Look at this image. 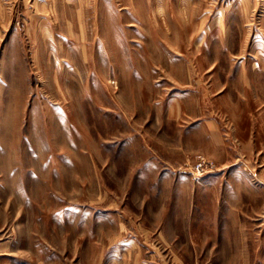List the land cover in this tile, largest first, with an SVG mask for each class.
Listing matches in <instances>:
<instances>
[{
    "label": "rangeland",
    "instance_id": "rangeland-1",
    "mask_svg": "<svg viewBox=\"0 0 264 264\" xmlns=\"http://www.w3.org/2000/svg\"><path fill=\"white\" fill-rule=\"evenodd\" d=\"M263 13L0 0V264H264Z\"/></svg>",
    "mask_w": 264,
    "mask_h": 264
},
{
    "label": "built area",
    "instance_id": "built-area-1",
    "mask_svg": "<svg viewBox=\"0 0 264 264\" xmlns=\"http://www.w3.org/2000/svg\"><path fill=\"white\" fill-rule=\"evenodd\" d=\"M207 168H209L208 163L205 159L200 158L196 165L194 166V170L197 173H203Z\"/></svg>",
    "mask_w": 264,
    "mask_h": 264
},
{
    "label": "crops",
    "instance_id": "crops-1",
    "mask_svg": "<svg viewBox=\"0 0 264 264\" xmlns=\"http://www.w3.org/2000/svg\"><path fill=\"white\" fill-rule=\"evenodd\" d=\"M262 20L264 21V13L261 15V21ZM215 126H216V129H214ZM211 128L213 129L211 131V136L213 138V142L216 144H219L221 135H220L219 131L217 130L218 127H217V125L213 124Z\"/></svg>",
    "mask_w": 264,
    "mask_h": 264
}]
</instances>
